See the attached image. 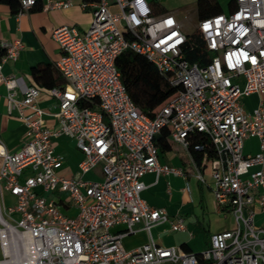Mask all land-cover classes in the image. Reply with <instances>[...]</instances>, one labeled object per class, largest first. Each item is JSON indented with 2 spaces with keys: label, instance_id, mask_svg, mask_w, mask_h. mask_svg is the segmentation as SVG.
<instances>
[{
  "label": "built area",
  "instance_id": "built-area-1",
  "mask_svg": "<svg viewBox=\"0 0 264 264\" xmlns=\"http://www.w3.org/2000/svg\"><path fill=\"white\" fill-rule=\"evenodd\" d=\"M36 1L19 0L15 15ZM72 4L43 0L42 9ZM80 6L92 13L85 30L64 24L51 32L61 50L54 66L64 80L45 89L56 100L55 111L38 105L43 88L36 84L17 96L18 78L5 75L2 65L17 58L23 43L0 40L7 108L27 128L14 151L0 139V264H199L200 259L264 264V224L256 223V215L264 213V0H235L228 13L198 20L212 54L202 64L185 58L187 33L174 14L154 13L148 0H82ZM126 48L144 55L178 86L154 117L134 103L121 80L115 60ZM252 93L259 100L246 110L242 99ZM44 115L56 125H48ZM166 125L170 138L186 149L195 132L210 138L215 203L234 218L231 228L212 232L199 252L157 243L153 225L168 221L172 231H181L184 218L170 219L164 207L140 195L145 172L185 175L158 161L154 137ZM60 134L72 137L83 153L71 176L58 172L64 156L55 151L53 138ZM251 136L258 150L244 152ZM98 163L100 180L82 178ZM196 176L204 180L200 171ZM67 202L77 207L75 215L62 210ZM116 225L125 228L112 230ZM139 228L148 240L125 248L122 237Z\"/></svg>",
  "mask_w": 264,
  "mask_h": 264
},
{
  "label": "crops",
  "instance_id": "crops-1",
  "mask_svg": "<svg viewBox=\"0 0 264 264\" xmlns=\"http://www.w3.org/2000/svg\"><path fill=\"white\" fill-rule=\"evenodd\" d=\"M81 1L73 0V4L66 8L43 10V0H37L32 7L18 16L11 13L7 5L0 4V40L20 39L23 43L17 58L9 59L2 65V72L5 75H14L18 78L15 87L18 97L22 95V89L25 86L35 84L31 74L32 67L40 64H51L55 67L54 61L60 56L61 50L58 43L51 36L53 28L67 24L83 31L89 26L92 13L89 7L82 8L80 6ZM148 1L151 8H158V11H153L154 13L170 11L181 26L184 19V15L180 11L182 7L186 8L189 3H194L196 13V0ZM217 1L223 13H228L234 8L233 2L235 0ZM5 95L6 87L3 83H0V139L5 149L14 151L24 138L27 128L25 123L17 116L16 110L8 111ZM258 100L259 95L252 93L243 97L242 103L246 110H251ZM55 104L56 100L43 88L38 98V105L47 111H55ZM44 117L48 125H56V121L53 120L51 115H44ZM53 141L55 151L64 156L63 165L58 172L65 176L74 175L78 170L79 161L83 158V153L77 148L75 140L68 135L60 134L54 137ZM168 141L169 147L158 148V161L182 168L185 175L174 173L156 175L153 171L145 172L140 177L145 184L140 195L149 205L164 207L170 219L175 218L177 215L182 216L186 229L172 231L170 223L165 221L153 225L150 228L151 235L159 244H175L183 250L199 252L202 242L205 243V247L208 245L209 236L212 232L231 228L233 225L227 226L223 223L217 225L214 229L204 226V221L199 219L198 213L204 215L206 213L221 212L216 206L212 190L210 178L211 159H202L201 163L197 164L190 151L174 142L170 135ZM257 150V138L254 136L246 138L243 151L255 152ZM198 171L203 174L204 180L196 176ZM82 178L100 180L102 178L101 164L98 163L85 172ZM205 189L208 191L204 192ZM66 196H63V198L66 199ZM196 207L199 208L198 213H196ZM62 210L68 215H75L78 211L77 207L70 202L65 203ZM256 218H260L262 220L260 224H264V213L256 215ZM124 228V225H116L112 230L122 231ZM176 234L179 240L174 237ZM147 240L146 231L139 228L124 235L122 244L125 248L130 249L141 245Z\"/></svg>",
  "mask_w": 264,
  "mask_h": 264
},
{
  "label": "trees",
  "instance_id": "trees-1",
  "mask_svg": "<svg viewBox=\"0 0 264 264\" xmlns=\"http://www.w3.org/2000/svg\"><path fill=\"white\" fill-rule=\"evenodd\" d=\"M233 3L235 6V1ZM0 4L7 5L13 14L20 9L19 0H0ZM152 10L156 12L158 8L152 7ZM219 12H221V6L217 0H196L197 20ZM2 52L0 47V55ZM211 55L198 27L193 32L187 33L184 56L188 61L202 64ZM115 64L129 96L150 117H154L160 107L178 89V86L173 85L166 76L159 73L155 65L144 55L130 48L124 49L117 55ZM31 74L35 84L44 89L64 84L62 76L51 64L36 65L32 67ZM169 134L170 127L166 125L155 135L154 142L157 149L169 147ZM194 144H200L201 148L195 149ZM187 149L197 164H200L202 159L210 160L216 155L210 138L201 132L193 134ZM210 263L211 260L208 259L199 261V264Z\"/></svg>",
  "mask_w": 264,
  "mask_h": 264
},
{
  "label": "rangeland",
  "instance_id": "rangeland-1",
  "mask_svg": "<svg viewBox=\"0 0 264 264\" xmlns=\"http://www.w3.org/2000/svg\"><path fill=\"white\" fill-rule=\"evenodd\" d=\"M165 0H162V2ZM180 11L182 12V15H184V19H183V25L182 28L187 32V33H191L195 30V28L197 27L198 24V20L196 17V13H195V4L194 3H189L186 8H181ZM28 170V169H26ZM25 170V171H26ZM208 190L205 189L204 192H207ZM44 194H47V192H44ZM49 197H53L56 196L57 194L54 193H48ZM62 195L65 196L67 195L66 192H62ZM7 202L9 203V201L7 200ZM198 209L196 207V213H198ZM199 219L204 221V226L209 227L211 229H214L217 225L219 224H227V226H232L234 223V218L232 216V214L230 212H225V211H221L220 213H206L204 215H201L200 213H198ZM262 220H260V218H256V223L260 224ZM177 238V234L176 236H174ZM177 240H179L177 238ZM208 241V239H207ZM201 248L200 250L205 248V243L202 242V244L200 245ZM2 257L1 252H0V258Z\"/></svg>",
  "mask_w": 264,
  "mask_h": 264
},
{
  "label": "snow or ice",
  "instance_id": "snow-or-ice-1",
  "mask_svg": "<svg viewBox=\"0 0 264 264\" xmlns=\"http://www.w3.org/2000/svg\"><path fill=\"white\" fill-rule=\"evenodd\" d=\"M170 23V22H169Z\"/></svg>",
  "mask_w": 264,
  "mask_h": 264
}]
</instances>
